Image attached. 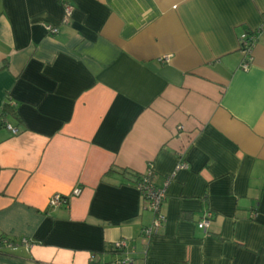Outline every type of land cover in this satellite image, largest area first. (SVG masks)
<instances>
[{"label": "crops", "instance_id": "obj_1", "mask_svg": "<svg viewBox=\"0 0 264 264\" xmlns=\"http://www.w3.org/2000/svg\"><path fill=\"white\" fill-rule=\"evenodd\" d=\"M64 1L0 0V264H264V33L249 70L239 40L264 0Z\"/></svg>", "mask_w": 264, "mask_h": 264}, {"label": "built area", "instance_id": "obj_2", "mask_svg": "<svg viewBox=\"0 0 264 264\" xmlns=\"http://www.w3.org/2000/svg\"><path fill=\"white\" fill-rule=\"evenodd\" d=\"M64 9H65V17L66 21L71 17L74 6L71 4L70 1L65 0L64 3ZM46 29L49 34L55 35L59 33V27L53 26V25H46ZM264 33V20L263 22L254 30H247L242 32L239 35L240 40V48L242 52L245 54V58L241 64L242 68L245 70H249L251 64L253 63L254 56H253V49L256 43L259 40V37L261 34ZM161 62H167L169 60V56H165L160 58ZM9 104L12 103L11 100L8 101ZM5 116L3 115V118ZM6 119V118H4ZM5 125L13 132L18 133V128L13 127L12 124L8 123L7 120H4ZM180 128H183L181 126ZM190 147V146H189ZM189 147H185L180 151V163H179V169L188 168L189 161L187 159V154ZM173 178L172 176H167L162 184H157L154 180V170L152 164H150L145 172L141 175V177L136 181L135 186L141 191L143 198L146 202V207L153 212L154 214V221L151 225L147 226L143 230V234L151 238L154 235H157L160 233L161 229L165 225V215L163 214V206L165 204L166 198H167V189L168 186ZM82 193V188L80 186H76L73 189V192L71 196L63 195L60 193L54 194L50 198V205L52 207H67L70 204V199L73 196H79ZM214 218V213L212 210L207 209L203 212L200 220L198 221V227L204 231H208L212 220ZM22 243H25L27 245L30 244L29 240L26 238L21 239ZM15 243V240L12 238L7 237H1L0 238V249L3 245H13ZM118 251H121L123 253L122 256H120L119 259L116 260V264H128L131 262V257L128 252H126L127 249V242L126 241H119L114 246ZM94 259V258H93Z\"/></svg>", "mask_w": 264, "mask_h": 264}, {"label": "trees", "instance_id": "obj_3", "mask_svg": "<svg viewBox=\"0 0 264 264\" xmlns=\"http://www.w3.org/2000/svg\"><path fill=\"white\" fill-rule=\"evenodd\" d=\"M14 108L12 107V106H10V104L9 103H6L5 104V106H4V110H3V115L5 116L4 118H6V116L8 115V114H11V115H14ZM3 118V117H2ZM8 122V121H7ZM114 170V168H110L109 169V171L108 172H110V171H113ZM125 171L126 170H123L122 172H124L125 173ZM127 172V171H126ZM131 173V172H130ZM141 175L142 174H140V175H137L136 176V178L134 179V182H133V185L135 186V183H136V181L141 177ZM10 239V238H9ZM13 239V238H12ZM13 240H15V239H13Z\"/></svg>", "mask_w": 264, "mask_h": 264}]
</instances>
